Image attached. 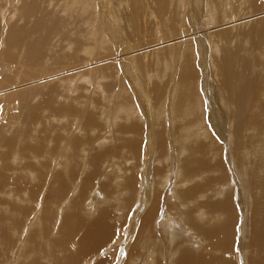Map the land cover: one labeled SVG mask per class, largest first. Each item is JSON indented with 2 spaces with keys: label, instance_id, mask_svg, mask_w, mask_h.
I'll return each mask as SVG.
<instances>
[{
  "label": "rangeland",
  "instance_id": "obj_1",
  "mask_svg": "<svg viewBox=\"0 0 264 264\" xmlns=\"http://www.w3.org/2000/svg\"><path fill=\"white\" fill-rule=\"evenodd\" d=\"M3 1L4 3L2 4V0H1L0 4H2V6L4 5V8H5V5L6 4L8 5L9 1L7 0H3ZM11 1L9 2V4L12 3L11 5L13 9L8 8V7L5 8L4 9L5 13H1L2 16H0V26L2 27V28L0 27V41H1L0 42V59L2 61H6L9 58L7 57V54H8L7 47L9 46V43H8L9 37H7V32L10 33V31L13 30V27L19 24V17H21L22 15V12H19V8L22 5L23 0H11ZM56 1L57 0L53 1L50 7L48 5H44V6H46L47 9L55 8L59 10L61 6V1L62 3L63 1L64 3L65 2L67 3V0H59L60 2L58 4H56ZM86 1H89V2L87 3ZM147 1L148 2L150 1L151 3H153L154 6L156 5L155 8L158 14L155 16L156 17L155 19H159V20H156V21L155 19H152L153 21L147 20V15L144 14L145 8L148 6ZM207 1L208 0H196L195 9L201 11L200 13L202 12L207 13L210 9H212V6ZM236 1L238 0L229 1L232 3V6H234V10L232 9L234 14L237 12H242L240 10V7L241 8L243 7L238 2L236 4ZM101 2L102 0H95V1L94 0H91V1L90 0H80V2L78 1L80 5L79 8L78 6L76 7V6L69 5L71 7V11L73 12L72 20H74L76 17L80 18L79 16H82L81 19L79 20H82L85 23L81 25V28L86 29L84 33V40L81 38V43L83 44V48L80 51V48L82 46L80 47L77 44L76 34H74L75 29L73 26H72V30L66 32L72 38L71 40L69 39L66 42L63 41L62 48H60L61 47L60 36L57 35L55 37L54 42L59 47V48H56L55 52L60 55L67 54L68 60L70 58V55H78L79 61H73V60L68 61L69 64L65 68V71L69 70L70 73H68L69 76L67 79L64 78L65 74L62 73L61 74V79H63L62 81L60 80V78L58 79L57 77L52 80L55 83H57L58 91L56 94H59V98L61 100L60 102L64 101L68 103V101L72 99L75 100L74 102H80L81 108L83 111H88L90 112V114L94 115L97 118L96 120L99 121L97 125L96 126L90 125V123L93 121L87 120L86 124H84L82 127L81 126L82 124H80L82 122L79 120L80 118L74 117V116L69 117V119L67 120L66 119L63 120L62 118L66 117L65 114L68 113L69 107L61 105V103L60 105H57L56 103H54V110L52 113L53 114L52 129L54 127L56 131L55 130L53 131H55L57 134H60L61 137H56L54 135L52 136V140H54L53 142L54 148L56 147L55 152H52L53 154L47 155L48 153L47 152L45 155H41L35 159L29 158V157L24 158V156L20 155L19 153L20 142H18L19 145L15 146L12 149L14 150L13 153H10V151H12L10 149H9L10 151L6 153L7 147L0 146L1 148L0 153L3 150L2 153L4 152L3 155H6V159H7V156L8 157L10 156L7 159V161L6 159H3L2 162L0 161L2 163V164L0 163V167L6 172V174L9 177L8 179L6 175H3V177L6 176V179H7V180L6 179L4 180L3 178L4 184L6 185L7 189L9 187L15 188L14 189L15 193L14 195H11V196H10V193L7 191L3 192L2 193L3 195L0 192V216L2 217V222L0 224V238L2 234L1 226L4 228H7L5 224L9 223L10 226L13 227V225L10 222L11 221L10 213H13L14 215L17 211H15L11 206L15 205V207L19 206V207H23L24 209L29 208V210H31V208L35 209L31 212L28 211L27 214L24 212H21L24 215V216L22 215L21 218L23 219L25 218V220L31 217L32 213L34 212L36 215V226H30L29 224L30 219L26 221V226L30 227L29 232H26V226H25V228L23 227V229L20 228L10 233L9 235V237L11 238L10 242L3 244L4 246L7 247V249L4 250V253L1 255L0 264H4V263L5 264H29L33 260L34 261L38 260L37 262L39 264H57L60 261L59 258L61 259V257L68 255L66 253L68 252L70 253V251L72 252L70 254L73 257H75L73 253L76 251V248L73 247L72 245L74 243L72 242V240L71 241L69 240L67 243V245L68 244L69 245L67 246L66 243L62 241V237H63V235L61 234L62 228L59 229L60 224L58 223V219H59L58 214L60 213L59 205L62 201H59V199H57L58 200L57 201L55 196H51V198H47L46 195H43L42 193L40 194V196H38L40 189H44L46 191L45 188L50 183L49 182L47 184V181H49L48 179L49 176L52 175V178H53L55 175H57V173L59 174V172H61L64 175V171L70 172V173L74 172L77 175V178H75L74 174L71 175V181L73 182L71 183L69 182L70 184L69 187H66L65 190H62L60 194H58L57 197L60 199H64V197L67 194V191L69 193L73 185H77V182H78L79 187L76 189V186H75L74 189L73 188L71 189L72 191H75L73 194L75 196L72 195L73 196L72 197L70 195L71 201L69 202H71L72 204L78 203L77 204L78 209H77L76 204H74V209L76 210L73 212L78 215H83L84 216L83 219H85L87 218V216H97L98 213L100 212L102 213L104 211L109 214L110 218H112L113 222L111 223L115 225V231L111 233V235L113 234L112 235L113 239L112 238L108 239L106 241L108 243H104L103 246L101 247H100L101 244L99 245L97 243L95 251L92 250L93 247L91 248L87 247V249L83 251V255L81 256V258L77 257V259H72L71 261L69 260L68 262H66V260L64 259H61L62 261L61 263H63L64 261L68 264H71V263L73 264H97V263H101V264H151L152 259H153L150 257L151 252L155 251L158 253L155 255V258L162 252V249L160 251L154 247L156 241H158L159 234H162L163 236H165L166 239L170 243H173L174 240L179 239L180 241H182V243L184 244L186 248L194 249L195 251H199V250L203 251L205 254L209 256H216V255L225 256V253H222L221 251V249L223 250L224 248V246L221 245V243L219 246L217 244L218 247L214 249V247L216 246V243H215V240L213 239H217V236L212 239V236H210L211 238H207L204 235L198 233L186 221L188 220L187 218L188 216L181 213V211H185L188 213V215H192L194 219L196 218L199 222H201V220L198 219V216H196L195 209L199 208L200 203L202 204L203 202L207 200L208 195H209L208 200L210 199L213 202H216L215 198H217V196L223 193V189L219 187V184H222V183L219 182L218 184L217 182H215L213 185H206L205 182H208V180H205V178H207L208 175H213V173L211 172H207L206 173L207 176H204L202 178L195 177V180L191 184L195 183V186L203 184L201 185L202 188L207 189L208 193L206 192L207 197L200 196V194L195 193V203L194 202L190 203L191 200L186 201L184 199H181L178 188L173 187L172 190H170L169 192H168V189L166 190V188H168L171 185L172 180H175V182L179 180V178L177 177L178 167L176 168L175 173H173L170 176H168L169 175L168 173V175L164 179H163L164 175L161 176L162 179L160 176L156 177L155 174H158V173L156 172V169H154L155 167H161L164 165L163 167L165 171H162L161 173L164 172L163 174H167L168 172L167 166L168 164L169 166L171 165L170 162L162 160L161 162L158 163V159L165 158L164 157L165 154L168 153L171 149H176V151L180 155H183L182 157H184L183 147L184 145H186L188 149L191 145H193L194 141L191 140L193 139V136H195V138L198 140L197 142L199 143L207 142V139L205 137L214 133L213 129L209 127L211 116H220L223 120H225L226 129L224 130V135L229 133L230 140H232V142H228L226 141V137H223V141L222 142L219 141L217 143L219 149L221 148L220 150V158L222 160L221 166L224 169L222 173L224 174L223 175L224 179L222 181L226 180L225 185H220L221 187L225 188L224 193L221 196H225V192L230 191L231 192L230 197L231 199L233 198L232 202L235 208V216H234L235 227H233V231L231 234L232 255H229L228 258H233L232 264H249L248 259H249L251 251L253 250L251 248H254L250 245V242L256 240L254 218L252 219V212H251V207H250L252 206V194H251L250 187L248 186V183H247V175L245 173V170L240 168V171H239L236 168L235 164L232 165V163L236 160L235 157L238 158V155L236 153H239L236 150V146L234 144L233 115L236 114V116L239 117L240 113L235 111V109L231 110L230 107L226 103H222V101L220 103V101H218L219 97L217 94H215V91L218 87H215V88L209 87V89L207 88L208 81H211L214 78L213 74L209 72L210 71L209 68L208 70L207 69L202 70V69H199V67L197 66L196 70H199L197 71L198 80L196 84L198 92H197V95H195L194 97L195 104L193 105V107H195V109L193 111H191L192 107L188 105L189 103L187 101V98L181 99V102H180L181 108L178 107L179 115L178 114L174 115V113L172 114L171 108H170L171 111H168L166 108H163L165 106V103L168 102V101L166 102H163V101L167 100L169 96L168 92L170 88L172 87L170 83H167L165 90L160 92V96L158 95L160 91V86L162 84L161 83L159 85V79L161 81L162 77L164 76L165 78L163 82L170 81L169 78L173 76V73L175 71L173 66H174V61H177V59L176 58L174 59V57L170 58L172 51H176L180 45L182 46V43L184 42L185 39H188L189 43L187 42L186 47L189 46L191 51L193 49L192 45L195 46L194 42L197 40H198L197 43L199 45L202 44V46L207 48L206 44H207V41H209L208 37L206 40L204 37H202V39H198V37H196L195 35L196 31H194L193 37L188 38V35H189L188 32L181 31V27H180L181 24L185 22L184 25L186 24L187 26L188 25L191 26L193 22L192 19H190L192 8H193L192 4L189 3L187 0L186 2L185 0H174V1L173 0H164V1H161V0H153V1L151 0H105L104 1L105 5L101 8L100 6ZM160 3L165 4V9L169 8V10H171L172 8V10L177 11L178 14L176 13L170 14L169 11L164 12V14L160 13V9L158 8V5ZM161 4L159 7H161ZM85 5L87 6L85 7ZM235 7H236V10H235ZM134 8L137 9V12L139 13V17H140L139 23L140 25L143 26V28H141L142 37L140 39H137V36H135L136 19L134 17L133 12H131V10ZM6 9L8 12L6 11ZM10 10L13 13L11 12L9 15ZM5 14L9 15V17L5 18L6 16ZM211 18L204 19L203 23H199V24H202V27H204L205 25H207V22ZM48 20L50 22L51 17H49ZM159 21H162L163 23L162 22L160 23ZM146 22L148 24H146ZM32 23L33 22H31L30 24ZM75 25L76 23L74 22V26ZM130 25L133 26L134 28L129 29ZM43 31L47 33L46 30H43ZM131 31H132V35H130ZM158 31L159 33L161 32L159 35L157 33ZM162 31L163 32L165 31V32L162 33ZM180 31H181L180 33L181 35L179 34ZM154 35H156L157 38H155ZM39 36L40 35H36V38H38ZM161 37L167 38L166 41L164 42V46L167 45L166 48H168L169 50L165 51L168 53L165 55L161 54L158 47L148 49V46H150L148 45L149 41L157 42V39L159 41L161 40ZM61 39H65V36L62 35ZM260 43L261 42L258 43L259 46L257 45L258 49H255L251 47L249 42L243 41L242 46L247 49V52L245 54H241V56L243 57L247 56L248 58L254 57L253 54L258 52L261 48ZM121 45L124 50L127 49L128 47H131V53H132L131 57H135L136 68L138 67L137 70L142 71V68L139 63H141L143 61V58L146 57L145 61L147 63V68L145 69V71L149 72V74L152 72L155 74L150 84L151 87H154L155 92L153 94H151V87H149L147 91L142 89V81H141V79H143L142 73L139 75L137 72V75L135 74V76L134 75L130 76V74H128L127 72H125V70H123L124 67L128 66V59L124 55L122 50L119 49L121 48ZM66 46H67V49L63 51V49L66 48ZM215 49L217 48L214 45L213 51H212L213 54H217ZM210 55H211V51L209 54H204V55L197 53V56H198L197 60L204 61L207 63L208 66H210L209 65L211 64ZM185 59L186 57H183L182 60H179V61H182V65ZM136 61H139V63H137ZM109 62H113V63H109ZM98 65H100L101 67L105 66L106 69H104L103 67L101 68L102 69L101 71ZM196 65L197 63H195V67ZM107 67L110 69H108ZM132 67L128 66L127 68L128 70L126 69V71H129V69H131ZM104 70L105 71L108 70L109 74L107 73V71L105 72ZM45 76L47 75H43L41 77L35 78L34 81L37 82L41 80V78L45 79L46 78ZM127 77L129 80L127 79ZM252 79H253V76L248 77L247 74L245 75V87L251 88L250 84H251ZM63 81L65 82L63 83ZM61 83L63 85V87L61 86L62 89L59 86ZM36 84H40V83H36ZM204 86H206V88ZM166 91L168 95L167 93H165L164 95V92ZM156 94L158 96H156ZM181 94L182 95L186 94L184 88L181 91L179 88V96ZM248 95L250 96L251 92L249 91L246 92V98ZM35 96L37 100L41 97L39 93H36ZM200 96H202L203 98L200 99L199 98ZM171 98H175L173 100L176 102L177 97L174 94H170L169 96L170 101H172ZM148 100H151L150 102L154 103V105L156 104L153 111H155L156 113H158L159 111V114H157L156 116V123L153 122V117L151 116V113L148 110L145 111L146 107L143 104V102L148 101ZM72 103H73V100H72ZM1 105H3V103H1ZM139 105L144 108L143 111L141 107H139ZM77 106L78 105L76 104V107ZM77 108H80V107L78 106ZM128 109H130L129 115H127ZM136 110L137 111L139 110L142 113V115L140 113L138 114ZM163 111L165 113H162ZM167 111L169 113H167ZM132 113H134V115L136 113L137 114L134 116ZM193 113H195V119H206L207 121L205 120L204 122H201V126H199L200 122H196V121L191 122V120H193L191 118ZM168 114L173 117L177 116L179 118L177 120L178 122L173 123V121L170 120L171 117L169 118ZM225 114H227L229 118ZM139 116L140 117L142 116V121ZM54 117L58 120H56ZM75 118L78 121H76ZM54 119L56 121H54ZM12 120H13L12 126L14 128L9 126V121L6 122L8 123V125L5 124L6 125V128L4 127L6 129L4 130L5 134L7 130L13 129L14 131L16 126L20 125L22 122V121H19L20 122L19 124L18 120H15V119H12ZM179 121L180 122L182 121V122L180 123ZM67 122L69 126L68 124L66 125ZM138 122L139 123L141 122V124L144 125V130L146 133H147L146 125H149L148 128L153 129L157 133L158 138L155 137L157 138L155 140V138L152 139L151 137H147L145 134L136 135L134 134L133 131L131 130L126 131V129L124 128L125 126H128L129 123L133 124V123H138ZM76 123L78 125H76ZM124 124H127V125H124ZM60 125L62 128L60 127ZM79 125L82 129L81 128L79 129ZM123 125L124 127H122ZM66 126H68L67 131H66ZM75 126H78V127H75ZM169 127L174 130L172 135L168 134L166 131V129ZM206 128H208V131L206 130ZM63 129L65 130V132ZM245 130L251 134L255 132V129L253 128L252 124H249ZM75 134L85 135L88 140L93 139V138L95 139V141L97 140V142L95 143L96 148H94V150L95 152L98 151L100 153L99 157L101 156V159L103 161L101 165V169H100V162H98L97 169L94 170L95 172L92 171V174H90L89 172L87 173L88 166L86 165L85 167L86 169L84 168V166H80L81 158H83L82 154L81 156H79L81 152L77 153L78 155L76 154L75 156L74 154L76 152L74 153L72 152V150L71 151L67 150L65 152L60 148L61 146L58 144L61 141L66 140L67 138H71V137L74 138ZM10 135H13V134H10ZM10 135H7V136L9 137ZM130 140L132 141L140 140L138 141V144L140 145V148L142 150L140 149L137 152H134L131 146L128 144ZM149 142H151L153 146L157 147L154 149L152 153L155 156L157 165H155V160L153 159L154 164L149 166L148 164H146V159H144V157H146L148 154L149 155L151 154L150 150L146 151L148 149L147 144ZM51 145H52V141H51ZM90 148L91 147L88 146L86 151L89 152ZM93 153L94 151L92 149L90 151V155H92ZM66 155L69 157H67ZM172 155L174 157L177 156L176 154H172ZM44 157H47L48 159L44 161V165L42 166L39 164V161H41V159ZM2 158H5V156H3ZM176 158H178V156ZM252 158L254 157L252 156ZM252 158L250 156L249 159H247L246 161L250 162L251 160L252 164H255L258 162L257 160L254 159L256 161L255 162L254 160H252ZM22 159L24 160V162L22 161ZM179 159H181V156H179ZM30 160L31 161L35 160L36 162H38L36 165L39 164L38 166L35 165L34 171H32L33 165L32 167L27 168L31 166L30 164L34 163L33 161L32 163H30L31 162ZM75 160L76 161L79 160V161L76 162ZM49 162L51 164H49ZM3 163L5 166L3 165ZM20 163H22L24 166H21L22 164ZM165 163H168V164H165ZM158 164H160L161 166L160 165L158 166ZM9 166L14 169L16 168V170L18 171L16 172L14 169L13 170L9 169L8 171H6L5 168H8ZM52 166L53 168L55 167L54 170L53 168L51 169ZM170 169L171 170L173 169V165L170 166ZM102 170H103V173H102ZM118 173H120L121 176H118L117 175ZM25 174L30 177L29 181H28L29 177L25 176ZM65 175L66 177L69 176L66 173ZM86 175H87V178L89 179L86 180L85 182H88V184L86 186H82L83 184H85V182L82 185L80 184V182H82L85 179ZM214 175H216V172L214 173ZM91 176H95V177L91 179ZM252 177H253L252 180L256 178L255 173L254 175L252 174ZM44 178H45V181H44ZM128 178H133V183L135 184L134 187L132 188V191H131L129 183H127ZM57 179H59V177L55 176L53 180H57ZM166 180H167L166 184L168 185V187L163 186L161 184L162 181L163 183H165ZM8 181L9 183L7 185L6 182ZM35 182L39 183L38 184L39 187L37 186L34 192L27 191V190L21 191V189L23 190L27 184L34 185ZM151 182L155 184L153 185V188L151 187V184H152ZM189 182H190V179L188 180V183ZM189 187L191 186H188L187 184L184 185V189H187ZM254 188H255V191L258 192V189L256 187ZM219 191H221V193ZM174 192L176 195L174 194ZM257 192H253V194H256ZM149 193L152 198L154 197V199L159 201L158 207H157L158 214L156 215V217L154 218L152 222L153 231L155 233H158L157 234L158 236L156 237L155 240L151 241L152 248H149L148 246H146V248H142L143 244L141 242L137 244V247H132V243L134 242L137 236L139 225H140L139 218L141 215L147 214L149 212L148 209L152 205ZM166 196H167L166 202L168 204L164 206L163 202ZM168 196H169V199H168ZM46 198L47 200H45ZM183 201H185V203H183ZM177 203H179L181 210H175L172 208L173 207L172 205H175ZM47 204H50L52 207L47 213L45 217L46 219L43 224V221H42L43 217L41 216H44L45 211H43V207L44 205H47ZM192 207H193V210H191ZM62 209L66 210L65 205L61 207V210ZM202 209L204 210V213H203L204 216L205 217L208 216L206 217L208 219L212 216H215L216 219L220 218L221 220L224 218V216L220 215V213H222V210H220L221 208L219 207L217 209L218 213L217 211L215 212L213 210H209L207 206H204V205L202 206ZM225 211L227 210L225 209ZM231 213H232V204H231ZM198 214H199V217H201L200 216L201 212H199ZM224 214L226 216L225 218H227L226 212H224ZM19 215L20 213L18 212L17 216ZM170 219H173V222L170 224L173 227L168 229L165 227V223ZM212 223H209V224H212ZM140 232L146 233V231L144 232L140 231ZM29 234H33L32 236L36 237L34 240V243L28 242L25 248L26 251H24L23 254H20L18 255V257H16V251L14 250L15 247H17L19 243L20 245L23 244L25 246L24 240L28 238ZM219 239L222 241H226L224 236L223 238L220 237ZM233 240H234V243H233ZM1 241H2V238H1ZM8 241H9V238H8ZM226 245H227V241H226ZM24 246L22 247L23 250H24ZM146 249L147 251L148 250L150 251L146 255H144L145 254L144 251ZM225 249L226 248H224V250ZM133 251H136L134 255L131 254ZM227 254H229V252ZM256 254L258 256L264 254V247L261 253H256ZM91 255H94L92 260H90ZM176 257H177V254L175 250L171 248L168 254H161V264H173ZM223 262L224 264H227L225 261ZM210 264H219V263L215 261V262H211Z\"/></svg>",
  "mask_w": 264,
  "mask_h": 264
},
{
  "label": "bare ground",
  "instance_id": "obj_2",
  "mask_svg": "<svg viewBox=\"0 0 264 264\" xmlns=\"http://www.w3.org/2000/svg\"><path fill=\"white\" fill-rule=\"evenodd\" d=\"M7 1L10 2L11 0H7ZM53 1H55V0H23V3L19 8V12H22V15L19 14V15H21V17H19V24L15 25V27H13V30L11 29L12 31H10V33L6 31L7 37H9L8 38L9 46L7 47L8 48L7 57H9V58L6 61H2L0 59V146L7 147L6 153H8V151L12 150L15 146L19 145L18 142H20L19 153H20V155L24 156V158L29 157V158L35 159L41 155H45L47 152H48L47 155L53 154L52 152H55L56 147L54 148V143H53L54 140H52V136L54 135L56 137H61V135L57 134L55 132L56 130L54 129V127L52 129V125H53L52 124V119H53L52 113L54 110V103H56L57 105H60V103H61V105L69 107V111H68L69 114L68 113L65 114L66 117H63L62 118L63 120H65V119L67 120V119H69V117H73V116L79 117L80 118L79 120L82 122V123H80V121H79V123L82 124L81 125L82 127L84 124H86L87 120L93 121L90 123V125H93V126H96L97 123L99 122L96 120L97 118L94 115L90 114V112L82 110L80 102H74L75 101L74 99H72L73 103H72V100H69L68 103L64 102V101L60 102L61 100L59 98V94H56L58 91V86H57V83H55L52 80L57 77L58 79L60 78V80L62 81L63 80V79H61L62 73L65 74L64 78L67 79L69 76L68 73H70L69 70L65 71V68L69 64L68 61H71V60L79 61V56L78 55H70V58L68 60L67 54H64V55L57 54L55 52V50H56V48H59V47L54 42L55 37L57 35L60 36V45H61L60 48H62V42L63 41L66 42L69 39L71 40L72 37L69 34H67L66 32L72 30V26H73L75 29L74 34H76L77 44L80 47L82 46L80 48V51H81L83 48V44L81 43V38L84 40V33H85L86 29L81 28V25H83L84 22L82 20H79V19H81L82 16H79L80 18L76 17L74 20H72L73 12L71 11L70 6H76V7L78 6V8H79L80 5H79L78 1L80 2V0H67V3L66 2L64 3V1L62 3V1H61V6H60L59 10H57L55 8H50L52 10H50L48 8L49 9L48 10L47 7L44 5H48L50 7L51 4L53 3ZM104 1L105 0H102V2L100 4L101 8L105 5ZM151 1H153V0H151ZM161 1H164V0H161ZM187 1L189 3H191L193 6L191 18H190V19H192L193 22H192L191 26H189V25L187 26L186 24L184 25V23H185L184 22L185 20H184L183 21L184 23L181 24V26H180L181 31L182 32H188V34H189L188 38L193 37L194 31H196L195 35H196V37H198V39H202V37H204L206 40L208 37L209 41H207V44H206L207 48L202 46V44L199 45L197 43V41H198L197 40L194 42L195 46L192 45L193 49L191 48L192 49V51H191L189 46L186 47L188 39L184 40V42L182 43V46L181 45L179 47L177 46L178 47L177 50L172 51V54L170 57V58L174 57V59L175 58L177 59V61H174V66H173L175 71L173 73V76L171 78H169L170 81L163 82L164 78H165L164 76L162 77L161 81L159 79V85L161 83L162 84L160 86V91H159L158 95L160 96V92L165 90L167 83H170L172 85V87L170 88V90L168 92L169 96H170V94H174L177 97V99H176V102L173 100L175 98H171L172 101H170L169 96H168L167 100L163 101V102L168 101L165 103V106L163 108H166L168 111L172 110L171 111L172 114L174 113V115H176V114H178V111H179L178 107L181 108V104H180L181 99L187 98V101L189 103L188 105H190L192 107L191 111H193L195 109V107H193V105L195 104L194 97H195V95H197V92H198L196 84H197V80H198L197 71H199V70H196L197 66L199 67V69H202V70H206V69L208 70V68H209V70H210L209 72H211L213 74L214 78L213 79L211 78L212 80L208 81L207 88L209 89V87H212V88L218 87L215 91V94H217L219 97L218 101H220V103H221V101H222V103H226L230 107L231 110L235 109V111L240 113L239 117H237L236 114L233 115L234 144L236 146V150L239 153H236L238 155V158L235 157L236 160L232 163V165L235 164L236 168L239 171H240V168L245 170V173L247 175V183H248V186L250 187L251 194H252V206H250V207H251V212H252V219L254 218L256 240L250 242V245L254 248H251L253 250L250 253L248 262H249V264H264V254H262L260 256H258L256 254V253H261V251L264 247V0H238V1H236V4L238 2L243 6L242 8L240 7V10L242 12H237L235 14L232 11V9L234 10V6H232V3L229 2L230 0H208L207 2L210 3V5L212 6V9H210L207 13H203V12L200 13L201 11L195 9L196 0H187ZM9 2H8V5L6 4L7 6L5 5V8H7V7L12 8V5H11L12 3L9 4ZM11 2H13V1H11ZM59 2L60 1L57 0L56 4H58ZM86 2L88 3L89 1H86ZM185 2H186V0H185ZM0 3H1V0H0ZM3 3H4V1L2 0V4ZM2 4H0V16H2L1 13H5V11H4L5 8H4V5L2 6ZM160 4L159 5L157 4L158 8L160 9V13L164 14V12L169 11L170 14H174V13L178 14L177 11H173L172 8H171V10H169V8L165 9V4H163V3L161 4V7H159ZM147 5L148 6L145 8L144 14L147 15V20L150 21L152 19H155L156 18L155 16L158 13H157L156 8H155L156 5L154 6L153 3H151L150 1L149 2L147 1ZM86 6L87 5H85V7ZM158 8H157V10H158ZM235 10H236V7H235ZM6 11H7V9H6ZM11 12L12 11L10 10L9 15ZM131 12H133L134 17L136 19L135 36H137V39H140L142 37L141 36V34H142L141 28H143V26L140 25V23H139V19H140L139 13L137 12L136 8L132 9ZM59 14H61V15H59ZM9 15H6L5 18L9 17ZM212 15H213V17H212ZM12 17H10V18H12ZM49 17H51L50 22L48 20ZM209 18H211V19L207 22V25H205L204 27H202V24H199V23H203L204 19H209ZM45 20H47V21H45ZM156 20H159V19H155V21ZM31 22H33V23L30 24ZM74 22L76 23L75 26H74ZM159 22L161 23L162 21H159ZM146 24H148V23L146 22ZM133 28L134 27L130 25L129 29H133ZM43 30H46L47 33ZM174 31H175V29H174ZM181 31L179 32V34L181 33ZM164 32L162 31V33H164ZM157 33L159 35L161 32L159 33V31H158ZM128 34H130V33H128ZM36 35H40V36L38 38H36ZM62 35L65 36V39H61ZM130 35H132V31H131ZM145 36H146V34H145ZM154 36H155V38H157L156 35H154ZM166 39H167L166 37H161V40H159L160 42L157 39V42L154 41L155 43L152 41H149L148 45H150V46H148V49L158 47L162 55L168 54L165 51H168L169 49L166 48L167 45L164 46V42L166 41ZM173 40H174V38H173ZM193 41H191V42H193ZM243 41L249 42L251 47H253L255 49H258L257 45L259 42H261L260 43L261 48L258 52L253 54L254 57L248 58L247 56H244V57L241 56V54H245L247 52V49L242 46ZM149 43H151V44H149ZM154 44H155V46H154ZM214 45L217 48V49H215L217 54H213V52H212ZM65 49H67V46H66V48L63 49V51H65ZM119 49H121L122 52L124 53V55L127 57L128 66H131V67L133 66L131 69H129V71H126L128 66L124 67L123 70H125V72L130 74V76H133V75L135 76V74L137 75V72L139 75L142 73L143 79H141L139 77L142 81V89L147 91L148 88L151 87L150 86L151 80L154 78L155 74L153 72L149 74V72L145 71V69L147 68V63L145 61L146 57L143 58V61L141 63H139V61H136L137 63L140 64V66L142 68V71L137 70L138 67L136 68L135 57H131V55H132L131 47H128L127 49L124 50L122 45H121V48H119ZM210 51H211V55H210L211 64L208 63L210 66H208L207 63L204 61L197 60L198 59L197 53L204 55V54H209ZM14 52L15 53L17 52L16 53L17 55ZM172 55H174V56H172ZM183 57H186V59L182 65V61H179V60H182ZM109 63H113V62H109ZM195 63H197L196 67H195ZM100 65H98V66H99L101 71H102L101 68H103V67H104V69H106L105 66L101 67ZM110 65H112V64H110ZM181 65H182V67H181ZM108 69H110V68H108ZM106 71L108 73V70H106ZM246 74L248 77L253 76V79H252L251 84H250L251 88L245 87V75ZM43 75H47V76H45L46 77L45 79L41 78V80H39L37 82L34 81L35 78L41 77ZM110 77H112V76H110ZM127 79H128V77H127ZM135 80H137V79H135ZM30 82H32V83H30ZM52 82H54V83H52ZM64 82L65 81H63V83ZM36 83H40V84H36ZM175 83H176V85H175ZM159 85H157V86H159ZM59 86L63 87L62 83ZM62 87H61V89H62ZM204 87L206 88V86H204ZM179 88H180V91L184 88L186 94H183V95L181 94L179 96ZM247 91L251 92V95L250 96L248 95L246 98V92ZM154 92H155L154 87H151V94H153ZM36 93H39L41 95V97L38 100L35 96ZM165 93H167V91L164 92V95H165ZM168 93H167V95H168ZM158 95L156 94V96H158ZM199 98L202 99L203 97L200 96ZM150 101L151 100L144 101L143 104L146 107L145 111L148 110L151 113V116L153 117V122L156 123V116H157V114H159V111H158V113L153 111L156 104L154 105V103H152ZM1 103H3V105H1ZM76 104L80 108H77L78 106L76 107ZM161 105H162V103H161ZM170 105H171V107H170ZM139 107H141V109L143 111L144 108L140 105H139ZM93 108H95V107H93ZM170 108H171V110H170ZM20 111H21V113H20ZM129 111H130V109H128L127 115L130 114ZM132 111H134V110H132ZM168 111H167V113H169ZM137 113L138 114L140 113L142 115V113L139 110L137 111ZM162 113H165V112L163 111ZM132 114L134 115V113H132ZM225 115L229 118V116L227 114H225ZM168 116H169V118L171 117L170 120H172L173 123L178 122L177 120L179 118L177 116L173 117V116H170L169 114H168ZM140 118L142 121V116ZM191 118L193 119V120H191V122H195V121L200 122L199 126H201V122H204L206 120V119H195V113L192 114ZM12 119L18 120L19 124H20L19 121H22V122L20 125L16 126L14 131H13V129L7 130L6 134H5V131H4V130H6L5 124L8 125V123H6V122L9 121V126L14 128L12 126V121H13ZM55 119H54V121L58 120V119H56V120ZM76 121H78V120L76 119ZM41 123H43V124H41ZM187 123H189V122H187ZM67 124H68V122L66 123V125ZM127 124H124V125H127ZM249 124H252L253 128L255 129V132L253 134L248 133L245 130ZM76 125H78V124L76 123ZM124 125L122 127H124ZM68 126H69V124H68ZM68 126H66V131H67ZM148 126L149 125H146L147 133L145 132L144 125L141 124V122L140 123L139 122L133 123V124L129 123V125L125 126L124 128L126 129V131L127 130L133 131L134 134H136V135L145 134L147 137H151L152 139L155 137L158 138L157 133L153 129L148 128ZM10 127H9V129H10ZM58 127H59V125H58ZM60 127H61V125H60ZM75 127H78V126H75ZM209 127H211V129H213L214 133L205 137L207 139V142L199 143V142H197L198 140L195 138V136H193V139H191L194 141L193 145H191L188 149H187L186 145H184V147H183L184 157H182L183 155H180L176 151V149H171L168 153L165 154V156H164L165 158L161 157L162 159H158V163L161 162L162 160H165V161L170 162V164H171L170 166L173 165V169L171 170L169 164L165 163V164H168V166H167L168 172L166 170L167 174H163L164 172L161 173L162 171H165L164 167H163L164 165L161 166L160 164H158V166L160 165L161 167H155L154 168V169H156V172L158 173V174H155V176L161 177L162 175H164V177H163V179H164L168 175V173H169L168 176L175 173L176 168L178 167L177 177L179 178V180L177 182H175V180H172L171 185L169 184L170 185L169 187L166 184L167 180L165 183H163V181H162V183L161 182L160 183L163 186L168 187V188H166V190L168 189V192L170 190H172L173 187L178 188L179 195L181 196V199H184L186 201L191 200L190 203H193V202L195 203V193L200 194V196H206L207 195L206 194L207 189H203L201 186L203 184H200L197 186H195V183L191 184L195 180V177L202 178L204 176H207L206 175L207 172H211V173H213V175H208V177L205 178V180H208V182H205V184L206 185H213L215 182H217L218 184L220 182L222 184H219V187L223 189V193H224L225 188L221 187L220 185H225L226 180L222 181L224 179V176H223L224 174H222L224 169L221 166V162H222V160L220 158L221 148L219 149L217 143L219 141L222 142L223 137H226V141H228V142H232V140H230L229 133L224 135V130L226 129V122L220 116H211ZM80 128L81 127L79 125V129ZM58 129H60V128H58ZM53 130H55V131H53ZM206 130L208 131V128H206ZM166 131L168 134L172 135L174 130L169 127L166 129ZM64 132H65V130H64ZM120 132H122V131H120ZM10 134H13V135H10ZM7 135H10V136L8 137ZM70 135H71V133H70ZM157 138H155V140ZM67 139L61 141L58 145H60L61 146L60 148L65 152L67 150L68 151L72 150V152H74V153L76 152L74 154L75 156L77 153L81 152L79 156H81V154H82L83 158H81L80 166H84V168H85L87 165L88 166L87 173L89 172L90 174H92V171L97 169V163L98 162H100V169H101V165H102L103 161L101 159V156L99 157L100 153L98 151L95 152V150H94V148H96L95 143L97 142V140L95 141L94 138L88 140L85 135H79V134H75L74 138L71 137V138H67ZM140 140H138V141H140ZM51 141H52V145H51ZM138 141L137 140H133V141L130 140L128 142V144L131 146V148L134 152H137L138 150L141 149L140 145L138 144ZM153 141H151V142H153ZM151 142H149L147 144L148 149L146 150V151L150 150L151 154L150 155L148 154L146 157H144V159H146V164H148L149 166L154 164V160H155V165H157L156 164L157 161L155 159V156L152 154L154 149L157 147L153 146V144H151ZM88 146L91 147L89 152L86 151ZM50 149H52V150H50ZM92 149H93L94 153L92 155H90V151ZM2 151H1V153H2ZM13 151L14 150L10 151V153H13ZM3 154H4V152L0 155L1 156L0 157L1 162L3 161V159H6V155H3ZM161 154H162V152H161ZM172 154H176L178 156V158H176L177 156L174 157ZM2 155L5 156V158H2L3 157ZM110 155H112V154H110ZM163 155H164V153H163ZM249 155L251 156V158L253 156L254 158H252V160H254V159L257 160L258 164L257 163L252 164L251 160H250V162L246 161L247 159H249V157H250ZM179 156H181V159H179ZM9 157L7 156V159ZM67 157H69V156H67ZM7 159H6V161H7ZM47 159H48L47 157L42 158L41 161H39V164L43 166L44 161ZM77 159H79V158H77ZM22 161L24 162L23 159H22ZM32 161L34 163H32ZM32 161L30 162V163H32V164H30L31 166H29L27 168H30L33 165L32 171H34V167L38 162H36L35 160H32ZM78 161H76V162H78ZM20 164H22V163H20ZM49 164H51V163L49 162ZM3 165H4V163H3ZM11 165H13V164H11ZM38 165H36V166H38ZM116 165H118V164H116ZM16 166H17V164H16ZM21 166H24V165L22 164ZM53 166L51 167V169L53 168ZM54 168H53V170H54ZM5 169H6V171H8L9 169L13 170L14 168L9 166L8 168H5ZM19 169H21V168H19ZM14 170L16 172L18 171V170H16V168ZM37 171H39V170H37ZM121 171H123V170H121ZM98 172H99V170H98ZM127 172H129V171H127ZM215 172H216V175H214ZM60 173L61 172H59V174L57 173V175L54 174L55 176L59 177V179H57V180H53L55 178L54 175H53L54 176L53 178H52V175L49 176V178H48L49 181H47V184L49 182L50 183L46 186V188H45L46 191L44 189H40L38 196H40V194L42 193L43 195H46L47 198H51V196H55L56 200L59 199V201H62L59 205L60 206V213L58 214V217H59L58 223L60 224L59 229L62 228V230H61V234L63 235L62 241L64 243H66V245H67L68 241L72 240V242L74 243L72 245H73V247L76 248V251L73 253L75 257H73L70 254V253H72L71 251H70V253L69 252L66 253L68 255H65L64 257L60 256L61 259H64V260H66V262H68L69 260L71 261L72 259H77V257L81 258V256L83 255V251H85V249H87V247L88 248L93 247L92 250L95 251L97 243L99 245L101 244L100 247L103 246L104 243H108L106 241L108 239L112 238L113 234L111 235V233L113 231H115V225L111 223V222H113V220H112V218H110L109 214L104 212V211L102 213L101 212L98 213L97 216H87V218H85V219H83V217H84L83 215H78V214L73 212L76 210V209H74V204H76L77 209H78V205H77L78 203L72 204L69 201H71V196L75 192V191H72L71 189L72 188L74 189L75 186L77 189L79 187L78 182H77V185H73V187L70 189L69 193L67 191V194L64 197V199L58 198L57 197L58 194H60V192L62 190H65L66 187H69V185H70L69 182L70 183L73 182V181H71V175L74 174L75 178H77V175L74 172L70 173V172L64 171V175L62 173L60 175ZM65 173L68 174L69 176L66 177ZM102 173H103V170H102ZM254 173L256 175V178L254 180H252V178H253L252 174L254 175ZM3 175H6L8 177L6 172L0 167V192H1V194L3 192L7 191L10 193V196L14 195V193H15L14 189L15 188L9 187L7 189L6 185L4 184V180L6 179V176L3 177ZM87 175H86L85 179L82 182H80L81 185L86 180L89 179V178H87ZM117 175L121 176L120 173H118ZM122 175H123V173H122ZM25 176L29 177L26 174H25ZM105 176H107V175H105ZM93 177H95V176H91V179ZM3 178H4V180H3ZM116 178H117V176H116ZM8 179H9V177H8ZM48 179H46V180H48ZM78 179H80V178H78ZM161 179H162V177H161ZM189 179H190V182L188 183ZM29 180H30V177H29L28 181ZM44 181H45V178H44ZM36 182L34 185L27 184L23 190L21 189V191L27 190V191L34 192L35 188H37V186L39 184ZM6 183L8 185L9 181ZM127 183H129L131 191H132V188L135 185L133 183V178H128ZM160 183H159V185H160ZM87 184H88V182H85V184H83L82 186H86ZM186 184L188 186H191V187L184 189V185H186ZM53 185H55V186H53ZM153 185H155V184H153V183L151 184L152 188H153ZM254 187H256L258 189L259 193L257 191H255ZM218 190H217V192H218ZM252 191L257 192V193L253 194ZM219 192L221 193V191H219ZM261 192H263V193H261ZM150 193H152V192H150ZM150 193H149V196H150V200L152 202V205L148 209L149 212L145 215H141L139 218L140 225H139L137 236H136L134 242L132 243V247H137V244H139L141 242L143 244L142 248H146V246H148L149 248H152L151 241L155 240L156 237L158 236L157 235L158 233H155L153 231L152 222H153L154 218L156 217V215L158 214L157 207H158L159 201L154 199V197L152 198ZM223 193L220 194L219 196H217V198H215L216 202H213L210 199L208 200V198H209V195H208V197L206 196L207 200L204 199L206 201L203 202L202 204L200 203L202 206L203 205L207 206V208L209 210H213L215 212L217 211L218 207L221 208L220 210H222V213H220V215L224 216V218L222 220L220 218L216 219L215 216H212L209 219L206 218L208 216H206V217L204 216V214H203L204 210L202 209V206L200 204H199V208H196L195 211H196V216H198V219H200L201 222H199L196 218L194 219L192 217V215H188V213L185 211H181V213L188 216L187 218L190 222L188 220H186V221L198 233L204 235L207 238H211L210 236H212V239L217 236V239H213V240H215V243H216V246L214 247V249L216 247H218L221 243V245H223L224 248H226L225 250H224V248H223V250L221 249L222 253H225V256L224 255L209 256V255L205 254L203 251H200V250L195 251L194 249L186 248L184 246V244L182 243V241H180L179 239H176L173 241V243H170L166 239L165 236H163L162 234H159L158 241H156L154 247L160 251L162 249V252L159 254L160 256L158 255L156 258H155V255L158 253L155 251L151 252L150 257L153 258L151 264H161V254H168L170 252L171 248L173 250H175V252L177 254V257L174 260L173 264H210L211 262H215V261L218 262L219 264H224L223 261H225L227 264H232L233 258H228V257H229V255H232L231 234L233 231V227H235V225H234L235 208H234V204L232 202L233 198L231 199V197H230L231 192L227 191V192H225V196H221V195H223ZM174 194H175V192H174ZM211 195H213V194H211ZM73 196H75V195H73ZM17 197H19V196H17ZM47 198L45 200H47ZM176 198H177V196H176ZM168 199H169V196H168ZM166 200H167V196L163 202L164 206L166 204H168L166 202ZM156 201H157V203H156ZM49 202H47V203H49ZM168 202H169V200H168ZM183 203H185V201H183ZM231 204H232V213H231ZM63 205H65L66 210H64V209L61 210V207H63ZM172 206H173L172 208L175 210H181L179 203L172 205ZM11 207L17 212L14 215H13V213H10L11 214V217H10L11 221L10 222L13 225V227H11L9 223L5 224L7 228H4L1 226V228H2V234H1L2 241L0 238V258H1V255L4 253V250L7 249V247L4 246L3 244L10 242L11 238L9 237V235L12 231H16L20 228L23 229V227L25 228L26 221L28 219H30V221H29L30 226H36L35 212L32 213V215L29 214V215H31V217L27 218V220H25V218L24 219L21 218L23 215V213H21V212H24L27 214L28 211L31 212L35 209L31 208V210H29V208L24 209L23 207H19V206L15 207V205L11 206ZM51 207L52 206L50 204L44 205V207H43V211H45L44 216H41V217H43L42 218L43 224H44V221L46 219L45 217H46V215L49 212ZM19 209H21V210H19ZM225 209L227 211H225ZM191 210H193V207ZM223 211L226 212L227 218H225L226 216H225ZM18 212L20 213L19 216H17ZM199 212H201V215H200L201 217H199V214H198ZM217 213H218V211H217ZM191 214H193V213H191ZM6 216H7V214H6ZM203 217H205V218H203ZM177 219H178V217H177ZM24 220H25V222H24ZM46 221H48V220H46ZM1 222H2V217L0 216V224H1ZM172 222H173V219L168 220L165 223V227L168 229L172 228L173 226L170 225ZM209 223H212V224H209ZM174 224H175V222H174ZM47 225H48V223H47ZM29 229H30V227L26 226V232H29ZM140 231H143V232L146 231V233H141ZM61 234H59V235H61ZM32 235L33 234H29L28 238L24 240L25 246L23 244H21L24 246V250L22 249L23 246H21L20 243L18 244L17 247H15L16 245L14 246L15 247L14 250L16 251V257H18V255L23 254L24 251H26L25 248H26L28 242L34 243V240L36 237L32 236ZM222 235L226 239L228 246L226 245V241H222L219 239L220 237L223 238ZM8 238H9V241H8ZM141 238H143V239H141ZM233 243H234V240H233ZM217 244H218V246H217ZM1 249H2V251H1ZM68 250H69V248H68ZM15 251H13V252H15ZM149 251L150 250L147 251V249H146L144 251V253H145L144 255H146ZM27 252H28V250H27ZM228 252H229V254H227ZM96 253H98V252H96ZM135 253H136V251H133L131 254L134 255ZM93 256L94 255H91L90 260L93 259ZM61 259L59 258L60 261L57 264H68L64 261H63V263H61L62 262ZM37 261L38 260H35V261L33 260L29 264H39ZM54 263H56V262H54ZM71 264H73V263H71ZM97 264H101V263H97Z\"/></svg>",
  "mask_w": 264,
  "mask_h": 264
}]
</instances>
